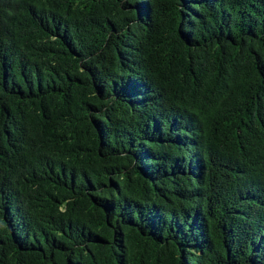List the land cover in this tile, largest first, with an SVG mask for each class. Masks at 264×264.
Masks as SVG:
<instances>
[{
    "label": "trees",
    "instance_id": "1",
    "mask_svg": "<svg viewBox=\"0 0 264 264\" xmlns=\"http://www.w3.org/2000/svg\"><path fill=\"white\" fill-rule=\"evenodd\" d=\"M0 264H264V0H0Z\"/></svg>",
    "mask_w": 264,
    "mask_h": 264
}]
</instances>
